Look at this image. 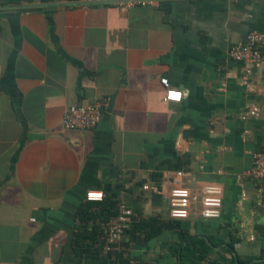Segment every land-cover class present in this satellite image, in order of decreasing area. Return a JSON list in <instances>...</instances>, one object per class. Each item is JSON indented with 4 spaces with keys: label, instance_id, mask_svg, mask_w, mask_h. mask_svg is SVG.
<instances>
[{
    "label": "crops",
    "instance_id": "1",
    "mask_svg": "<svg viewBox=\"0 0 264 264\" xmlns=\"http://www.w3.org/2000/svg\"><path fill=\"white\" fill-rule=\"evenodd\" d=\"M78 2L0 0V264H179V231L146 239L140 223L174 221L177 170L199 197L223 191L219 219L199 203L179 221L213 246L199 264H264V181L244 176L264 150V63L228 57L264 32V0ZM164 78L179 102L163 99ZM95 103L94 129H63L70 106ZM112 202L134 217L108 252ZM93 228L100 256H77L76 233Z\"/></svg>",
    "mask_w": 264,
    "mask_h": 264
},
{
    "label": "built area",
    "instance_id": "2",
    "mask_svg": "<svg viewBox=\"0 0 264 264\" xmlns=\"http://www.w3.org/2000/svg\"><path fill=\"white\" fill-rule=\"evenodd\" d=\"M87 4L114 5L119 8H131L139 3L136 0H79ZM141 3H146L141 2ZM140 3V4H141ZM228 57L236 63L257 67L264 63V32L251 31L241 41L234 44L228 50ZM164 86L165 101L179 102L182 91L173 88L167 79H161ZM99 103L89 105L70 106L62 119V126L67 131L92 130L101 119L102 111ZM186 175L182 170L174 172L169 198V216L174 221H185L190 218L193 207L201 203L200 214L206 220H216L221 216L223 207V191L220 187L209 185L202 188V196L193 194L181 184V177ZM244 176L256 181H264V150L256 152L253 156V164ZM86 199L91 202H103V192L90 191ZM134 212L126 206H121L116 220L108 225L106 250L108 252L117 249L120 240L130 229Z\"/></svg>",
    "mask_w": 264,
    "mask_h": 264
},
{
    "label": "trees",
    "instance_id": "3",
    "mask_svg": "<svg viewBox=\"0 0 264 264\" xmlns=\"http://www.w3.org/2000/svg\"><path fill=\"white\" fill-rule=\"evenodd\" d=\"M100 206L104 209L107 207L106 202L99 203ZM109 211H107L108 219L115 218L118 215V209L116 207V202L109 204ZM104 212V210H102ZM143 228H146L144 233V238L148 239L160 234L164 229H172L179 231V237L181 243L174 249L175 254L179 260V264H199V262L205 258L209 252L212 250L213 246L210 242H207L206 239L200 237H190L186 231L182 229V225L179 221H167L160 222L156 217H151L140 221ZM94 228L90 233H85V231H78L75 235L73 241V247L77 256H87V257H98V253H93L90 250V246L85 244V241L89 240L92 242L94 240L93 232ZM185 243V245H184ZM228 250H233L232 245H228ZM112 256L113 254L110 253ZM117 260L119 264H126L125 260L122 258V255H117Z\"/></svg>",
    "mask_w": 264,
    "mask_h": 264
},
{
    "label": "water",
    "instance_id": "4",
    "mask_svg": "<svg viewBox=\"0 0 264 264\" xmlns=\"http://www.w3.org/2000/svg\"><path fill=\"white\" fill-rule=\"evenodd\" d=\"M145 1L148 2V1H153V0H136L135 2L140 4L141 2H145ZM72 4H82V5L84 4V5H90V4L83 3V2L72 3Z\"/></svg>",
    "mask_w": 264,
    "mask_h": 264
}]
</instances>
